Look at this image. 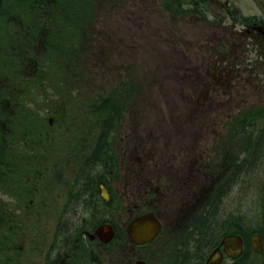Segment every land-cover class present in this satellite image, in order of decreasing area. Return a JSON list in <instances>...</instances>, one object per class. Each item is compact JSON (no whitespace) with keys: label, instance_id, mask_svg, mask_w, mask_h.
I'll list each match as a JSON object with an SVG mask.
<instances>
[{"label":"rangeland","instance_id":"374dc122","mask_svg":"<svg viewBox=\"0 0 264 264\" xmlns=\"http://www.w3.org/2000/svg\"><path fill=\"white\" fill-rule=\"evenodd\" d=\"M197 1L201 3L203 0ZM207 1L205 6L202 2L198 8H195L191 0H85L83 3L87 5L85 12L81 7L82 11L73 16L65 18L59 15L50 19L47 27L37 24L36 31L31 30L29 36L25 35L23 40H19L16 47L19 51L20 47L28 48L29 45L26 44L28 42L35 51L40 53L45 44L42 42L43 38L44 40L50 38L46 44L48 49L52 48V50L47 56L44 55L41 58V66L46 72V77L45 73L41 75V66H37L36 62L32 68L37 67L36 70L39 72L30 68L26 73L29 77L26 80L28 84L42 77L41 91L39 93L31 91L26 96L25 92L22 100L26 98L38 101L36 105L27 104L30 107L41 106L38 112L42 122L51 120V130L55 132L54 138H58L56 131H59L61 127L55 124L56 120L68 115L80 117L92 102L100 107L109 105L107 91L110 84L114 85L118 80L131 74L137 89L124 99L123 106L127 109L126 111H123L124 108L119 109L120 117L112 120L110 127L112 129L119 127L115 130L116 138L122 136L125 138L129 130L133 134L136 132L137 137L142 141L134 140L126 146L123 145L122 138H119L116 140V148L124 149L126 154L130 152L132 154L139 145L150 150V146L154 144L161 146L168 143L180 149L178 162L189 157L190 148H193L191 151L194 158L203 161L207 156V147L212 148V144L208 137L206 139V133L210 128L206 113L203 112L196 118L193 116V111L201 106L198 104L200 96L188 93V87L183 83L187 71L179 73L182 77L180 84L165 79L164 76L174 69L172 64L177 62V59L180 64H192L190 62L192 58L200 60L203 58L206 65L211 64L212 53L221 42L219 38H226L229 43L236 42V39L240 40L230 34L233 23L234 27L238 28L239 22L235 20L239 18L227 19L224 16L226 5L237 8L232 10V14L240 11L245 16H264V4L257 0ZM9 6V1L6 0L5 7ZM26 6L19 8L17 17L25 23H31L33 28L36 23L29 13L34 16L36 14L28 13L32 8L28 10ZM20 15L25 16L20 17ZM217 20L224 22L220 23ZM5 31L3 27L0 33ZM226 51L227 62H233L239 69L237 74L240 82L236 88L238 91L236 96L232 95L230 99H241V102L232 100L227 103V113L235 112L240 106L245 109L251 108V105L263 103L264 59H257V53L251 49L250 45L246 46L243 43L236 47H230L227 43ZM180 53L182 54L178 55ZM187 55L190 57L188 58ZM127 63H132L133 69ZM0 64H2L0 67L5 68V63ZM199 71L195 70L196 74ZM189 86L192 90L195 87ZM115 104L117 107L122 106L121 101ZM106 110L108 108L104 109L101 115L108 117ZM262 127L264 129V116L252 121L250 126L242 125L229 140L232 143L233 155L238 154L241 149L242 152H249L250 156L248 158L244 156L247 159L243 157L237 179H226L222 189L215 195L206 218L211 221L216 217V228L208 236L200 230L198 240L200 245L197 246L198 241L195 244L199 253H204L211 243L216 241L217 236L240 224H243L249 232L264 229V139L257 144L260 136H256ZM32 128L38 131L46 129L38 125ZM159 128L170 129L168 131L173 133L158 137ZM196 133L200 136L197 140L193 139ZM39 138L47 140L46 135ZM18 139H20L19 136ZM192 141L199 142L194 144ZM54 146L59 147V144L56 143ZM40 148L43 153L48 152V144L42 147L27 145L28 152L24 153L25 159L28 154L32 155L31 153ZM49 150L52 153L55 149L49 147ZM139 151L140 149L137 148L134 154L138 155ZM121 156L120 154L119 157ZM25 159L20 157L18 162L23 163ZM227 159H229L228 151ZM12 161L14 162L15 159ZM41 162L46 166L50 163L43 160ZM37 163L36 158H29V174L24 171L25 174L21 171L19 173L14 169L18 174H14V178H8L6 182L2 181L0 184L6 188L4 192L0 191V264H16L18 256L11 251L15 252L18 247L25 252V257L33 259L34 253L26 247L34 243L36 239L38 241L48 237V229L49 234L52 235L57 227L55 218L58 213L50 212L45 206V201L47 197H53L59 193L58 176L47 181L49 186L47 190H44L45 196L40 197L43 200L40 204L41 216L36 231L33 230L35 224L32 226L33 213L25 212L24 205L22 209L16 206V199L25 196L26 186L31 183L24 181L25 175H33L34 169L38 173ZM214 163L220 164L217 159ZM200 167L201 170L196 172V175H191L189 179L179 182L177 186L171 185L158 198L156 206L160 214L164 215L166 224L172 226L177 221V217H181L177 227L178 232L181 226L187 225V220H184L189 210L202 201L206 193L213 192L215 184L224 179L221 176L222 169L215 177L207 179L204 167ZM0 168H3L2 164ZM40 181H43V178L36 176L32 183ZM164 183L165 181L161 180L159 184L163 186ZM59 200L58 204L61 205L62 199ZM53 204L55 206L57 202ZM184 207L186 208L185 217L181 214ZM193 231L196 229L188 228L184 240L189 234L195 233ZM1 234L4 236L1 237ZM193 238L194 234L188 240V244ZM252 256L251 259H254ZM253 262L255 263V259Z\"/></svg>","mask_w":264,"mask_h":264},{"label":"flooded vegetation","instance_id":"af4514ba","mask_svg":"<svg viewBox=\"0 0 264 264\" xmlns=\"http://www.w3.org/2000/svg\"><path fill=\"white\" fill-rule=\"evenodd\" d=\"M249 32L254 31L246 30V33ZM255 33L249 34L251 35L248 37L249 40L251 39L252 45L257 46V49L264 50V37ZM214 66L218 70L217 76L207 78L201 72L193 73L197 79L203 80L206 87V94L202 93V89L195 90L203 94L204 100L201 105L202 109L197 108L193 113L205 112L212 121L209 133L219 132L220 135L225 130L227 117L230 116V114L225 116L224 113L226 101L238 99L226 97V94L231 96L236 93L238 77L229 72L232 68L226 66L225 54L219 55ZM184 69L187 71L200 70L197 66H187ZM189 82L192 81L189 79ZM232 84L234 89L226 88L227 85ZM217 86L220 89L217 90ZM110 143L113 146V137ZM191 150L192 148L189 149V157L180 162L177 161L178 150L169 144L163 146L160 151L158 146H153V152H147L144 157L134 155L132 160L131 152L128 154L122 152V159L119 157V161L116 160V166L120 171L118 176L114 172L113 159H93V162H98L97 165L90 166V170L94 173L80 176L77 183L70 181V184L62 185L58 194V197L62 198L61 205L46 206L50 212L57 211L60 214L58 230L53 232L52 236L44 237L26 248L34 253L33 259L26 257V263L201 264L199 256H196L198 258L196 259L194 255L174 254L177 249L170 246L175 245L173 242L179 243L178 239L163 237L160 234L157 239L148 243L135 244L126 231L127 225L133 218L148 211L155 213L164 228L165 217L156 209L159 196L171 185L177 186L179 182H184L191 175H196V172L201 170L200 166L204 167L207 179L215 177L217 172L221 171L219 167L223 162L218 165L211 164L214 163L217 153L220 161L224 159L221 158L224 152L221 151L220 144H218V151L213 153L214 156L210 157L208 152V157H205L203 161L196 160ZM236 160L234 168L233 165L228 164L224 166L222 174L220 173L225 180L237 179L239 176L243 163H240L242 161L237 158ZM160 180L166 182L163 187L158 185ZM100 184L106 189V197L103 196ZM102 224L109 225L114 230L113 235L107 241L102 240L96 233ZM242 237L246 240L245 235ZM260 250H264V245L259 243L255 251ZM257 255L261 259L264 258V254L260 252ZM206 259L205 257L201 260L202 264H206ZM190 260L192 262L188 263ZM243 260V257L237 260L230 259L223 253L217 264H242Z\"/></svg>","mask_w":264,"mask_h":264},{"label":"trees","instance_id":"16d2710c","mask_svg":"<svg viewBox=\"0 0 264 264\" xmlns=\"http://www.w3.org/2000/svg\"><path fill=\"white\" fill-rule=\"evenodd\" d=\"M8 1L10 6L3 7L0 11V15L3 14L0 19V24H2L0 27H4L6 30L5 32L0 33V47H2V52L0 53V63H5V68L0 67V164L3 165V168H0V184H2V181L6 182L8 178L12 179L14 174H18L16 171H19V173L20 171L28 173V168L30 167L28 164L29 158H36L38 161L36 167L39 169L42 166H45V164L41 162L42 160L45 161L59 157L62 150L67 152L69 151V154L72 153L77 157H89L92 156L93 152H95V154L97 153L98 156V150L101 149L100 141L104 140V136L106 134L104 131L112 124V117L116 116L115 112L118 108L116 104L108 108L107 112L109 116L103 117L101 115V119L99 121H96L99 116L91 118L87 112L80 115V117L68 115L62 119L56 120L55 124L59 127H64V129L56 131L58 138H54L55 132L46 128L49 125L48 120L42 122L39 115L38 109L41 108V106L30 107L27 104L31 103L32 105H36L38 101L28 100L26 98L22 100L25 92L26 96L30 94L31 91L38 93L41 91L42 77H38L32 84H28L26 80L29 77L26 73L33 67L32 65L34 62H36L37 66L40 67L42 65V56H47L52 48L47 49L44 53H42V55H40L33 49L30 43L22 42L23 44H28L29 47H20V53L16 44H19V40H23L25 35L29 33L27 31L29 23L22 22L20 25L19 21H16L11 17L9 18V16L10 14L14 15L13 13L18 12L20 10L18 8L22 6L25 7L27 5L26 9L30 10L33 7V13L36 15L52 16L57 13L61 16L69 17L77 14V12H81V7L84 10L83 12H85V7L87 5H83L85 0H63V3H60L56 9L53 5L55 0ZM203 2H206V0H203ZM195 8L197 7L195 6ZM49 20L50 17H43L39 22H36V24L39 23V25L42 26H49ZM48 39L50 40V38ZM48 39L44 40L43 38L42 42H45L46 44ZM1 65L2 64H0V66ZM34 69L36 70L37 67L32 68V70ZM38 72L39 71H37V73ZM43 73H45L44 76L46 77V72L41 66L42 76ZM18 83L19 85H17ZM36 125L45 127L46 129L38 131L35 128H32ZM95 125H99L101 129L97 143L95 142L96 140L94 137L99 134L96 133V131L85 129L79 130V128H77L78 130H67L66 128H85ZM42 135H46L47 140L45 138H39ZM68 135L75 136L76 138L74 140H70ZM18 136L22 141L18 139ZM65 136H67V138H65ZM19 141H21L22 144L20 143L18 149V147H16V143ZM56 143L59 144V147L54 146ZM98 143L99 145H97ZM31 144L32 146L41 145V147L44 144H48V150L49 147L55 150L52 153H50V151L43 153L41 150L42 148H40L31 153L32 155L28 154L25 162H16L13 164L12 160L20 157L22 152H28L27 145L30 146ZM18 150V154L20 155H17L16 153ZM24 172L23 174H25ZM26 176L28 177V175H25V178ZM0 189L4 188L0 187ZM216 224V217H214L211 221H208L206 218L199 229L202 230L205 236H208L213 233L216 228ZM212 244L213 243H211V245Z\"/></svg>","mask_w":264,"mask_h":264},{"label":"water","instance_id":"95a60500","mask_svg":"<svg viewBox=\"0 0 264 264\" xmlns=\"http://www.w3.org/2000/svg\"><path fill=\"white\" fill-rule=\"evenodd\" d=\"M158 227L159 225L153 215L146 214L133 220L128 227V231L133 240L145 242L154 236ZM222 243L228 255L235 256L241 251V239L237 235H226L222 239ZM216 255H219V253L212 254V256Z\"/></svg>","mask_w":264,"mask_h":264}]
</instances>
